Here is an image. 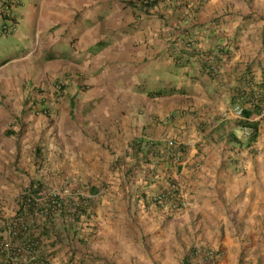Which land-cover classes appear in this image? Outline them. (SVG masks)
<instances>
[{
  "label": "crops",
  "instance_id": "1",
  "mask_svg": "<svg viewBox=\"0 0 264 264\" xmlns=\"http://www.w3.org/2000/svg\"><path fill=\"white\" fill-rule=\"evenodd\" d=\"M46 1L24 0L13 38L24 44L30 40L37 47L40 39L52 40L48 43L55 62L67 60L70 71L86 80L91 96L87 121L99 113V125L107 128L113 123L112 133L120 139L116 146L121 145L122 151L114 155L118 186L123 190L126 175H134L130 185L142 200L178 187L191 203L187 212L195 214L204 229L209 225L215 235L211 238L219 243L215 264H264V114L250 119L259 123V136L251 146L247 131L243 135L239 125L230 138L239 147L228 143V133L217 136L222 126L218 117L228 110L233 114L237 106L253 109L241 97L262 81L264 0H162L147 13L136 0H85L79 7L72 3L75 9L69 12L63 9L68 1L55 0L53 5ZM243 1L250 8H243ZM90 17L94 22L85 26ZM51 21L52 28L48 27ZM51 29V36L47 35ZM89 30L90 36L82 37ZM247 39L256 42V52L244 47ZM191 41L197 56L184 68L175 66V58ZM81 46L86 49L80 50ZM224 49L229 56L208 75L205 55ZM173 90L184 94L149 96ZM74 107L70 112L78 111L79 106ZM141 140L161 145L155 152L164 151L168 140L177 141L183 151L178 149L180 169L170 168L163 157L150 152L149 170L156 174L141 171L148 166L129 148ZM138 182L144 188L141 194ZM98 201L92 221L96 231L98 224L104 225L96 211ZM93 235L87 236L82 248L88 257H96L86 248Z\"/></svg>",
  "mask_w": 264,
  "mask_h": 264
},
{
  "label": "rangeland",
  "instance_id": "2",
  "mask_svg": "<svg viewBox=\"0 0 264 264\" xmlns=\"http://www.w3.org/2000/svg\"><path fill=\"white\" fill-rule=\"evenodd\" d=\"M54 1L46 2L53 5ZM65 1L68 2L63 9L69 12L85 0ZM242 3L243 8H250ZM92 22L94 19L90 17V21L84 23L88 26ZM53 25L51 21L48 27ZM53 30L47 35L51 36ZM91 32L87 31L82 37L90 36ZM249 39L243 43L244 47L256 52V42ZM18 41L10 34L0 37V227L13 215L20 193L33 180L44 181L55 194L69 193L79 187L81 193L89 197L87 188L97 187L100 193L99 201L96 197V211L105 226L98 224L86 248L106 260L99 264H215L216 252L221 249L219 243L211 238L215 235L207 229L209 225L204 229L200 219L187 212L191 204L188 199L184 197L188 209L162 211L145 206L142 198H137L130 185L136 178L134 175H126L123 190L118 186L115 172L119 168L114 155L122 151V146H116L120 139L112 133L113 123L107 128L100 126L99 113H93V120L87 121L85 111L91 103L89 86L85 79L70 71L69 64H65L67 60L55 62L53 49L49 47L52 40L45 41V49L43 39L39 47L36 43L30 44V40L25 44ZM68 43L72 44V38ZM85 49L80 47V50ZM35 93L49 98L45 115L40 114V109L36 113L29 109ZM72 106L76 109L79 106L78 111L70 112ZM239 120L230 110L217 119L222 122L217 136L228 133V143L234 147L239 145L230 139L235 137L231 131ZM240 130L243 135L247 131L246 136H249V130ZM10 132L13 134L8 135ZM262 135L264 137V129ZM77 165H81L80 168L76 169ZM140 170L149 175V168ZM137 184L138 194H141L144 188L140 182ZM207 252H212L213 257L207 256ZM67 253L62 249L55 263L64 264Z\"/></svg>",
  "mask_w": 264,
  "mask_h": 264
},
{
  "label": "trees",
  "instance_id": "3",
  "mask_svg": "<svg viewBox=\"0 0 264 264\" xmlns=\"http://www.w3.org/2000/svg\"><path fill=\"white\" fill-rule=\"evenodd\" d=\"M147 1V2H146ZM162 0H136L141 11L145 13L156 8ZM200 3L203 1L199 0ZM136 5V4H135ZM195 42V41H194ZM218 49V48H217ZM218 52V51H217ZM194 43L189 42L186 51L175 58V66L184 68L191 64L192 58L196 55ZM229 56V50H222L218 53L205 55L207 57L204 62L205 71L216 68L222 64ZM262 81L254 89L249 87V92L244 99L243 104L250 105L253 109L243 108V118L238 121L239 127L249 129L250 134L247 145L251 146L259 136V123L251 122L250 119L255 115L262 116L264 113V67L261 66ZM250 68L246 70L250 73ZM208 74V73H207ZM208 75H213L209 73ZM251 81H249L250 83ZM246 83H248L246 81ZM63 87H61L62 89ZM60 89V90H61ZM183 95V91H174L171 93L149 94L150 97H162L172 94ZM244 92L243 94H245ZM28 101H31L30 99ZM233 101L235 99L233 98ZM32 105L29 107L33 112L41 110L40 114H46L49 106V98L44 95L32 96ZM40 107V108H39ZM47 111V112H45ZM13 134L10 132L8 135ZM240 146H243L240 143ZM161 147L156 143L141 140L133 142L129 148L134 151L139 160H144L148 168L152 164V157H164V151L155 152V149ZM182 154L183 151L179 150ZM152 154V153H151ZM159 157V158H160ZM180 159V158H179ZM166 164L171 168L174 166L172 160L165 159ZM180 169V167H177ZM151 169V168H149ZM150 174H155L153 170H149ZM155 176V175H154ZM147 178V177H146ZM157 180V179H156ZM89 197L81 193L78 187L75 191L69 193H59L51 191L50 187L40 180H33L20 193L13 215L3 222L0 227V264H53L62 249L68 251L64 264H99L101 260L87 256L82 248L86 245V238L90 234H94L95 226L92 223L94 215V203L97 200L100 190L97 187H88ZM146 205H151L148 196L143 197ZM10 243V249L7 244ZM33 248L34 255L27 262H22V257L26 249Z\"/></svg>",
  "mask_w": 264,
  "mask_h": 264
},
{
  "label": "built area",
  "instance_id": "4",
  "mask_svg": "<svg viewBox=\"0 0 264 264\" xmlns=\"http://www.w3.org/2000/svg\"><path fill=\"white\" fill-rule=\"evenodd\" d=\"M21 3V0H0V20L5 22L3 26H1L2 33H0V36L11 32L12 25L17 17L16 9L21 5ZM206 73L214 74V70L207 69ZM232 112L235 117L239 119L243 118L242 107L237 106ZM163 149L166 154L162 159L169 158L172 160V164L174 166L179 167L180 159L178 149L180 150V146L178 142L175 140H168ZM152 181L154 180L152 179ZM150 186L151 188H154V183H151ZM149 201L151 202L152 206L157 207L162 211L169 210L172 212H177L186 209L188 206V202H186L184 196L181 195L179 188L177 187L167 188L162 191L152 193L149 196ZM6 246L8 249H10L11 244L8 243ZM33 250V248L26 249L24 256L21 258L22 262H27L29 259H31V256L34 255ZM206 254L210 258L213 257L212 252H207Z\"/></svg>",
  "mask_w": 264,
  "mask_h": 264
},
{
  "label": "clouds",
  "instance_id": "5",
  "mask_svg": "<svg viewBox=\"0 0 264 264\" xmlns=\"http://www.w3.org/2000/svg\"><path fill=\"white\" fill-rule=\"evenodd\" d=\"M22 1V3H21V5L16 9V13H17V17H16V19L14 20V23H13V25H12V30H11V32H9V33H7V34H10V35H12L13 36V34L15 33V31H16V24H18V21L20 20V9L24 6V0H21ZM5 22L3 21V20H0V27L1 26H3V24H4ZM7 34H3V35H7ZM2 35V36H3ZM1 37V36H0ZM239 119V118H238Z\"/></svg>",
  "mask_w": 264,
  "mask_h": 264
}]
</instances>
